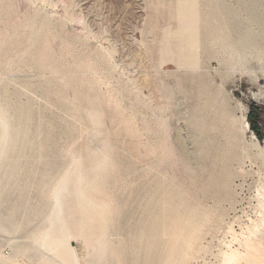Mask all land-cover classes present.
Segmentation results:
<instances>
[{
  "label": "rangeland",
  "instance_id": "obj_1",
  "mask_svg": "<svg viewBox=\"0 0 264 264\" xmlns=\"http://www.w3.org/2000/svg\"><path fill=\"white\" fill-rule=\"evenodd\" d=\"M250 111L260 137L240 127ZM263 160L264 0H0V264H73L56 252L69 246L77 264H104L90 199L128 251L168 187L178 219L153 258L112 264H173L197 210L180 264H222L251 235Z\"/></svg>",
  "mask_w": 264,
  "mask_h": 264
},
{
  "label": "bare ground",
  "instance_id": "obj_2",
  "mask_svg": "<svg viewBox=\"0 0 264 264\" xmlns=\"http://www.w3.org/2000/svg\"><path fill=\"white\" fill-rule=\"evenodd\" d=\"M218 19L220 24H222V26L225 28L227 34H230L234 30V21H232V17L228 15L225 11H223V13L218 17ZM214 36L215 35H213L212 37ZM222 36L225 41L224 47L225 48L232 47V43H230L229 40L233 35H222ZM239 36H240L239 37L240 43L243 45L252 44L256 41V36L251 35V33H247L246 35H239ZM240 125H241L240 127H242L243 129L250 130V127H248L249 124L245 114H243L240 120ZM253 137L256 139L255 135ZM258 191H259V195H257L258 192L256 194L257 196H259L256 197L258 198L257 200L258 202L257 206L259 211L257 213L258 217L256 220L255 219L253 221L251 220V223L249 225H246L247 227L245 226L247 228L245 229L249 230L251 232V235L248 233L249 231H247L249 237L243 238L245 240H243V242H241L240 244L242 245L243 251L237 248L236 249L232 248L228 244L229 246L227 247V249L221 253L222 264H233L235 262L237 263L238 260L245 261V264H264V179ZM175 192L176 191L174 189L168 187L159 195L160 197L154 199L151 202V207L154 208L151 217H149L148 221L142 224V226L139 228L140 239L136 240L134 247H129L128 251L125 247H122L121 250H119V247H115V248L110 247L112 243H110L108 240V232L113 224L110 208L105 204H103V202H106L105 200L102 202H98L97 200H95V198L90 199L88 203L89 209H92L95 215H97V217H95L96 218L95 228L98 232L96 235L97 241H99L102 245L107 246L103 250V254H106L105 257L106 259L104 261V264H112L111 257L114 254H119L120 251H122V258L123 261L125 262L129 261L127 256L128 253L133 254L134 260L139 259L143 261L144 259L151 260L153 258L156 247L162 241L159 230L165 227L166 216L170 215L169 218H171L172 221L178 219L177 217L178 210L174 208L171 200V197L175 195ZM161 204H166V209H167L166 212H164ZM81 206L82 204L80 205V207ZM203 216L204 215L202 214V212H199L197 210L192 212L189 218L185 221L184 226L182 227L175 241L176 246L174 248V253H173L174 254L173 257H175V262L173 264H180L184 258L188 257L187 255L189 253V241L191 240L190 238L193 235V233L196 232L195 229L198 228L199 222L201 221ZM85 220L84 222H86ZM56 224L57 223H55L54 216L50 214L49 218H47L46 220L45 228H43L39 232L40 241L43 246L51 247L52 245H55V242L51 238V234L56 231L57 229ZM83 228L85 230L86 227ZM254 234L255 236H252ZM153 238L155 239L151 240ZM152 241H154V243H152ZM262 244L263 246H261ZM56 252L59 257L64 259V261H69L73 264H77V260H76L77 257L73 253L72 248L70 246L67 247L66 249Z\"/></svg>",
  "mask_w": 264,
  "mask_h": 264
},
{
  "label": "trees",
  "instance_id": "obj_3",
  "mask_svg": "<svg viewBox=\"0 0 264 264\" xmlns=\"http://www.w3.org/2000/svg\"><path fill=\"white\" fill-rule=\"evenodd\" d=\"M252 114L253 112L250 111L249 114H248V117H249V127L252 129V131L254 132V134L257 136V137H260V133H259V129L257 128V125L252 117Z\"/></svg>",
  "mask_w": 264,
  "mask_h": 264
}]
</instances>
